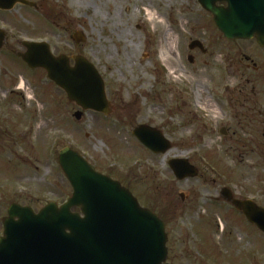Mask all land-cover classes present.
Listing matches in <instances>:
<instances>
[{
	"label": "rangeland",
	"instance_id": "1",
	"mask_svg": "<svg viewBox=\"0 0 264 264\" xmlns=\"http://www.w3.org/2000/svg\"><path fill=\"white\" fill-rule=\"evenodd\" d=\"M60 1L63 35L42 18L26 24L28 35L48 40L54 55L91 61L106 82L113 111L84 112L78 120L75 114L83 110L44 71L10 65L7 75L0 58V236L13 203L39 212L67 201L72 187L58 156L72 148L168 222L169 264H237L233 213L218 212L206 197L237 185L264 189L263 133L238 129L240 109L236 101L229 107L230 96H224L234 77L253 75L241 57H259L256 42L221 40L197 0ZM77 32L86 43L73 42ZM196 41L206 54L190 51ZM234 47L245 55L234 58ZM145 124L162 131L173 149L159 156L145 149L133 136ZM223 127L229 136L221 134ZM174 159L189 160L198 177L178 182L168 166Z\"/></svg>",
	"mask_w": 264,
	"mask_h": 264
},
{
	"label": "water",
	"instance_id": "2",
	"mask_svg": "<svg viewBox=\"0 0 264 264\" xmlns=\"http://www.w3.org/2000/svg\"><path fill=\"white\" fill-rule=\"evenodd\" d=\"M198 1L214 15L227 39L256 38L264 47V0ZM19 2L35 6L25 0L13 3ZM218 3L228 7H217ZM74 40L86 43L82 33H77ZM25 46L27 52L21 58L28 67L44 69L70 102L84 111L111 114L105 82L86 58L75 57V66L71 67L70 58L54 57L47 44ZM197 47L204 51L199 42H194L191 49ZM82 115L79 112L75 117L80 120ZM133 134L154 154L172 149L163 134L151 127L139 126ZM58 161L73 188L72 198L62 207L51 203L38 214L29 207L12 204L3 219L0 264H166L168 237L165 224L156 214L142 208L130 191L99 174L71 148L62 150ZM169 166L180 181L198 176L186 160H173ZM222 194L239 205L229 190L224 189ZM74 207L81 208L83 216L73 213ZM244 212L250 218L247 208Z\"/></svg>",
	"mask_w": 264,
	"mask_h": 264
},
{
	"label": "flooded vegetation",
	"instance_id": "3",
	"mask_svg": "<svg viewBox=\"0 0 264 264\" xmlns=\"http://www.w3.org/2000/svg\"><path fill=\"white\" fill-rule=\"evenodd\" d=\"M26 1L34 3L35 7L13 3L14 0H0V58H2V63L7 67L3 70V73L7 75H9L8 70L11 69V67H9L10 65H21V67L28 68L20 57L21 54L26 52L25 42L44 41V39L41 38H31L28 34L31 32L32 28L28 27L26 24H30L33 19L38 21L42 18L46 23L51 22V28L56 32L58 37L63 35L62 32L66 30L64 27L66 12L64 10L65 5L62 1ZM220 38L221 40L224 39L221 34ZM48 43L51 47L49 41ZM234 48H236L233 50L235 53L234 58H240V54L245 55L239 48ZM256 49L259 57L255 58V55L253 57H247L246 55L241 57V62H246V70L253 73V75L247 76L245 72L240 77H234V87L232 90L229 87L225 88L224 90L227 91V93L224 96L228 94L230 96L227 101L229 107H232L229 101H236V106L240 109V114L235 116L238 129H247L259 134H264V60L260 61L261 58L264 59V48L256 43ZM197 50L199 49L193 52L200 51ZM220 52L222 51L220 50ZM55 56L57 55L55 54ZM226 59L230 61L232 58L227 57ZM223 71L226 72L228 69L225 68ZM221 80L223 79L220 78V81ZM220 89L223 91V88L220 87ZM223 131L229 135V129L223 127ZM251 143L254 145L257 142L252 141ZM231 196L239 203L238 206L232 205L226 201L221 191L219 195H210L206 198L218 212H220V209H228L233 213L234 229L237 234L236 236L240 240L237 239L238 244H236L235 256L237 264H264V189L244 188L237 185L234 190H232ZM180 198L185 200L184 197ZM189 198H191V196H189ZM244 208H247L251 212L250 217L254 219L255 222H259L260 225L248 218L244 212ZM160 217L165 222V219L161 215ZM166 222L165 225L167 228L168 222Z\"/></svg>",
	"mask_w": 264,
	"mask_h": 264
},
{
	"label": "bare ground",
	"instance_id": "4",
	"mask_svg": "<svg viewBox=\"0 0 264 264\" xmlns=\"http://www.w3.org/2000/svg\"><path fill=\"white\" fill-rule=\"evenodd\" d=\"M174 42L172 40V38H170V35H167V45H166V50L170 53H172L173 49H174ZM163 57H166V53L163 54ZM25 84V81L23 80V83H22V86H24ZM200 94V93H199ZM206 104L208 105L209 108H211L213 111L214 108L211 106V103L209 102H206Z\"/></svg>",
	"mask_w": 264,
	"mask_h": 264
}]
</instances>
